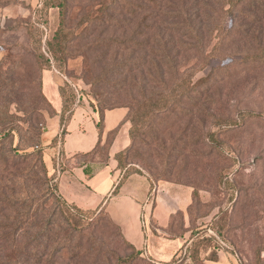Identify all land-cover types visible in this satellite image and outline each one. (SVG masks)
<instances>
[{
    "label": "rangeland",
    "instance_id": "obj_1",
    "mask_svg": "<svg viewBox=\"0 0 264 264\" xmlns=\"http://www.w3.org/2000/svg\"><path fill=\"white\" fill-rule=\"evenodd\" d=\"M44 1L0 0V193L30 195L27 204H33L36 224L45 217L51 218L53 228L62 224L55 202V197L62 198L60 192L54 190L50 199L44 194L46 180L69 167L59 146L63 130L52 141L48 138L51 119L60 114L45 92L44 75H55L54 86L72 95L65 102L64 121L77 105L88 110L133 106L140 114L151 111L149 119L142 116L138 143L125 165L152 184L169 181L193 192L187 209L173 215L161 236L147 223L148 255L129 264H264V67L239 63L245 44L239 35L216 51L218 30L203 28L205 54L215 53L207 64L192 71L200 67L199 56L188 51L177 56L180 71L193 73L190 81L199 83V91L183 98L174 91L163 104L173 83L159 78L146 83L142 77L148 75L141 77L127 64L128 57L150 61L158 36L180 39L182 32L176 30L187 14L205 25L211 21V29L216 5L208 0H67L63 14L55 4L60 0H48L38 23ZM208 14L210 20H205ZM32 21L36 23L31 31ZM64 23L70 36L67 46L63 38L54 37ZM232 25L228 18L227 28ZM50 41L55 43L56 59ZM43 55L50 59L44 69ZM98 152L107 159L105 146ZM22 206L19 201L13 207ZM70 210V223L63 225L72 230L80 218ZM23 211L18 215L9 210L7 220H0V264L34 262L21 252L29 227L11 223ZM92 211L94 215L79 222L84 229L74 235V245L81 244L78 257H55L53 264H117L119 257L123 261L131 255L119 225L104 211ZM56 243L49 242V253ZM152 250L161 252L162 261Z\"/></svg>",
    "mask_w": 264,
    "mask_h": 264
},
{
    "label": "trees",
    "instance_id": "obj_2",
    "mask_svg": "<svg viewBox=\"0 0 264 264\" xmlns=\"http://www.w3.org/2000/svg\"><path fill=\"white\" fill-rule=\"evenodd\" d=\"M157 2L159 0H156ZM209 2H213L216 7L214 9V12H216V16L214 17L212 23L211 29L209 28L208 22L206 25L203 23V21L197 22L196 16L194 14H187L185 22L183 24H180V27L176 30V33L179 34L180 30L182 32V35L186 39H182V35L178 36L177 41H175L174 36L167 39L165 36H161V38L158 36L159 40H156V48H152V59L150 61L146 60V57H143L141 59H133L132 57H128V66L131 70H137L141 73V77L144 74H147L148 77H145L142 79L148 82H154L157 78L160 79V81H164L165 84H171L173 83V91L169 93L167 90L163 99L165 101L163 104H166L168 101L167 99L172 96V93L174 91L177 92V96L180 95V97H185V93L193 92V91H199V83L190 81L193 73L189 74V72H181L180 71V64L179 60L177 58L178 55L182 52H194V54L198 55V61L196 64L200 62V67H195L194 70L199 68H203L207 62L214 56V50L220 51L221 46L224 45L226 41H228L231 36L233 35H239L241 39L244 40V47L243 50L240 52V55L242 58L240 59L241 64H249L252 67H264V0H208ZM56 6L61 8L62 13L64 14L65 7H67V0H60L59 2L55 3ZM49 5V1L45 0L43 3V7L40 9L41 14L38 17V23L40 22V18L43 16L42 13L47 10ZM188 11V10H187ZM190 13V12H189ZM65 16V15H64ZM65 18V17H64ZM231 18L233 21V25L230 28H227L226 22L227 19ZM42 20V19H41ZM205 20H210V15L208 14V17H206ZM65 20H63L64 22ZM119 21H117L118 23ZM36 21H32L28 27L31 31L34 30ZM203 28H206V31H211L213 29H217L219 32V45L217 48H215L210 53L205 54L206 45H205V31ZM69 31V30H68ZM66 30L65 23L63 25V28L58 29L55 32L54 37H61L65 41V44L67 46L68 41L70 40L69 32ZM176 35V34H175ZM174 39V40H173ZM194 40V41H193ZM163 41V42H160ZM54 41L49 42V48L52 52V56L57 58L56 48L54 46ZM154 47V46H152ZM215 51V52H216ZM41 66L42 69L46 68V66H49L50 59L49 57H46L43 55ZM146 68V71L144 73L143 69ZM137 75H135L136 77ZM150 78V79H148ZM171 81V82H170ZM61 97L63 100V107L62 111H57L56 115L60 114V120L61 124L64 125L67 123V121L72 117L73 115V109L70 111L71 116L64 121V112L67 111V98L71 99L72 95L67 92V89L64 87L60 88ZM175 93V92H174ZM69 94V97L67 95ZM148 100V99H147ZM66 102V103H65ZM73 104L75 101H72ZM71 102V103H72ZM121 107V106H118ZM126 107V106H124ZM115 108V107H113ZM110 109V108H108ZM128 113V120L131 121L132 126L130 128V137H131V144L123 151L117 153L116 158L119 162L120 168H128L127 173L130 172L129 170L132 168L131 165L128 167L125 165V161L128 159L129 155L128 152L130 150L134 149L138 143L139 139V133L142 129L141 119L143 117H147L149 119L150 112L143 111L144 114H140V109H137L136 107L130 106ZM145 109H147L145 107ZM106 110V109H105ZM105 110L101 111L98 107L94 108V111L98 113L99 119L97 121V127L99 129V136L101 138L103 126H104V113ZM143 116V117H142ZM65 133V130H63V134ZM116 131L111 132V135L109 136L108 141L104 145H100V141L97 144V146L89 153H86L85 155H91L95 152H98V149L101 146H105L107 148V152L109 149V144L111 143V140L113 136L115 135ZM63 141V140H62ZM108 157V155H107ZM138 172L136 170H131ZM140 173V172H139ZM53 176V175H51ZM49 181L51 182L49 184ZM46 180L45 190L44 194L48 195V199L52 197L53 191L58 189V181L56 177H52V179ZM116 192V189H115ZM0 220L1 218H4L5 222L7 220V211H16L20 215L22 210L23 215L21 218L14 217V220L11 222L13 225H16V227L21 228L22 225L26 224L28 226L29 230L24 232L26 233L27 239L25 243L22 245L21 252H25L28 254L31 258H33V264H43V262L46 263H54V258L58 257L57 259H65L67 255H70L68 257V260L70 261L73 257L74 259L78 257L77 253L80 250L81 244L79 241L74 245V235L76 233L81 232L82 229H84L85 224L79 223L83 221V218L87 215H94L95 211L92 210H98L97 209H84L76 204L68 203L62 196V198H56L55 195V202H56V210L58 211V214L62 218V224L58 225V227L55 225L53 228L51 225V218L45 217V220L43 223L36 224V213L35 210H33V204L30 203L27 204V200L30 199V195H16L13 194L11 197H6V195L3 193H0ZM19 201H21L24 206L14 208L15 204H17ZM14 208V209H13ZM75 209L74 215L80 220H77L75 223L73 222V229L70 230L69 227H64L63 223L65 222L66 225L69 224V218L67 217L68 211H71L70 209ZM101 212L104 211L105 215L110 219L112 223H115L112 218L109 216V214L104 210L100 209ZM47 215V213H45ZM90 217V216H89ZM82 219V220H81ZM3 222H1L3 224ZM56 223V222H55ZM1 225V224H0ZM116 227L118 225H115ZM120 233L123 237V244L130 250H132L131 255L125 258V260L121 261L122 258L119 257L117 260V264H126V263H134L135 261H139L143 259L141 258V254H143L142 250L137 249V247L132 244L130 241H128L123 232L121 231V228L118 226ZM31 230H34L33 232ZM56 241L55 251L53 253L48 252V244L51 241ZM32 246L34 250L30 251L29 247ZM44 247L45 250L41 251L39 248ZM24 249H28L24 250ZM74 253V254H73ZM148 264V263H145Z\"/></svg>",
    "mask_w": 264,
    "mask_h": 264
},
{
    "label": "crops",
    "instance_id": "obj_3",
    "mask_svg": "<svg viewBox=\"0 0 264 264\" xmlns=\"http://www.w3.org/2000/svg\"><path fill=\"white\" fill-rule=\"evenodd\" d=\"M44 78L47 96L56 110L61 111L63 100L59 86H54L58 78L50 74H45ZM128 113L129 108L124 106L106 109L100 138L98 113L92 108L88 110L77 105L72 117L64 125L61 124L60 116L51 119L53 122L48 138L52 141L61 134V130H65L59 146L69 167L63 172L59 171V177H56L61 196L68 203L84 209H104L119 225L125 238L147 254V223L152 233L161 236L163 230L170 226L173 215L187 209L193 192L189 187H178L169 181L160 180L153 185L147 176L135 171L127 173L128 168L119 167L117 153L131 144ZM113 131L116 133L109 144L107 159L102 160L99 152L85 155L99 141L100 145H104ZM182 244L183 241L173 249L169 260L173 259ZM152 253L157 257L156 260L162 261L159 259L161 252L152 250Z\"/></svg>",
    "mask_w": 264,
    "mask_h": 264
}]
</instances>
